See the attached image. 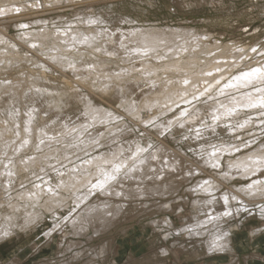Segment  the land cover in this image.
I'll return each instance as SVG.
<instances>
[{"label":"bare ground","instance_id":"1","mask_svg":"<svg viewBox=\"0 0 264 264\" xmlns=\"http://www.w3.org/2000/svg\"><path fill=\"white\" fill-rule=\"evenodd\" d=\"M17 1L22 0H0L1 4H8L4 8L0 4V15L16 13L13 6L19 5L15 3ZM104 19L105 16L101 14L95 16L85 13L83 19L57 30L44 23L38 30L25 31L22 39L84 82L88 81L91 86L100 88L102 93L118 99L142 123H155L161 116L175 111L173 116L155 124L159 133L169 130V136L192 133L196 138H203L222 126L237 132L263 121L264 60L258 62V58L255 61H251L253 57L249 59L256 52L255 49L223 45L218 40L210 42V34L200 35L189 28L153 26L125 29L117 25L106 28ZM5 46L17 45L0 32V62L8 58L12 61L15 56L14 50ZM114 64L117 67L112 70L110 65ZM93 77H99L100 81L92 83ZM32 83L45 90L34 93L50 99L53 102L51 108H62L71 103L73 93L67 90L53 93V89L40 86L37 79H33ZM8 88L13 94L17 91ZM1 90L3 87H0ZM86 109L93 110L90 100ZM96 112L102 121L89 125L90 130L79 129L78 125L76 136L85 134V143H76L73 147L65 143V134L59 139H45L44 133L36 130L33 125L37 116L36 108L28 113L24 126L16 123L14 131L17 136H14L10 124L0 123V154L15 157L12 160L0 159V182L3 180L2 173H5L3 181H6L0 185V192L5 187L11 188L12 181L24 172L31 170L35 174L41 169L46 174L49 170L43 165H49L50 170L57 172L55 181L47 173L46 179L19 193L24 204L13 202V195L0 201V241L12 236L14 227L21 231L28 230L34 220L44 214L42 209L59 218L58 210L68 208V203L73 201L76 208H72V213L62 221L54 219V228L45 236L51 242L57 233L65 232L62 238L65 249L73 250L76 247L81 250H77L66 261L54 260L45 264L80 263L86 258L85 264H111L107 258L110 254L114 255L116 237L107 236L99 245L82 247L140 210H172L168 200L158 202L156 199H167L186 187V191L195 197L192 205L197 212L194 213L206 211L208 217L194 218V222L189 221L175 229V232L197 238L199 243L203 241L201 245L205 251L210 250V255L213 251L217 255H234L233 231L238 225L229 224V221L241 213V208L236 205L260 199L261 212L264 213V142L252 147L225 142L222 147L205 149L203 156H198L195 163L163 143L154 145L152 141L146 140L143 145L136 138L96 154L94 150L101 147L102 138L107 132L105 124L111 118L117 119V114L104 106ZM74 131L71 130V133ZM45 132L51 134L49 130ZM130 132L126 130L125 134ZM11 137L19 140L12 144ZM39 149L44 152H39ZM28 151L36 154L23 157ZM19 153L22 157L17 155ZM84 153L90 154L84 157ZM205 169L214 174L206 175ZM223 181L231 183L232 187L225 189ZM237 181L244 184H238ZM4 205L10 207L9 213H6ZM27 207L33 209L30 215V219H33H28L30 222L27 221V224H19L18 212L30 211ZM65 226L70 229L65 231ZM151 226L163 231L160 227L171 228L175 225L170 217H166L151 221ZM170 234H165V238ZM33 246L36 247L37 242ZM161 252V255L156 252L138 262L165 264L164 259L170 251L165 246ZM133 261L136 263L137 260Z\"/></svg>","mask_w":264,"mask_h":264},{"label":"rangeland","instance_id":"2","mask_svg":"<svg viewBox=\"0 0 264 264\" xmlns=\"http://www.w3.org/2000/svg\"><path fill=\"white\" fill-rule=\"evenodd\" d=\"M53 1L54 0L17 1L15 3L19 5L13 6V8L15 7L16 9V13L4 16L0 15V32L5 34L12 43L17 45L16 47L5 46L9 50H14L15 56L14 58L11 57L12 61L8 58L7 61L5 59V61L0 62V87H3V90L0 91V104L2 105V107H0V123H8L13 131H16V123L24 126L28 113L33 108H36L37 116L33 121L36 130L43 132L45 139H51V137L52 139H59L64 137L65 134V137L67 138L65 143L73 147L76 143H80L81 145L85 143V134H81L79 137L76 136V132L79 131L80 128L83 130H90L91 126L89 125L93 126L98 121H102L99 113L96 111L104 106L105 108L113 110L114 113L117 114V119L111 118L112 120L110 119L109 123H106V126L104 125L107 132H105L104 137L102 138L103 142L101 147L98 148L100 150H94L96 151V154L107 152L117 144L128 142L129 140L136 138V141L143 145H145L146 140L152 141V144L154 145L163 143L173 150L180 151L185 158L194 163L198 156H203L205 149L222 147L225 142L231 144H246L251 147L264 142V119L261 123L254 124L247 129L238 130L237 132H231L228 127L222 126L223 128L220 127L216 132L206 134L203 138H196L192 133L188 135L180 133L169 136L171 134V131L169 130L159 133L155 128V124L173 116L175 111H172V113H166L158 118L155 123H142L141 120L129 113L125 109V106L120 104L118 99L102 93L100 88L91 86L88 84V81L84 82L79 76L74 75L59 63L50 60L44 53L35 49L28 41L22 39V34L25 31L38 30L39 28H42L41 26H43L44 23L54 30L65 29L66 27H69L71 23L83 19L85 13H90L95 16L101 14L105 16L104 20L106 22L104 23L105 25H103L106 28L114 27L116 25L122 28L124 27L125 29H130L131 27L154 26L165 28H189L200 35L207 33L212 36L210 42L218 40L223 43V45L233 44L239 47L255 49L256 52L253 56H249V59L253 57L251 61H255L256 58H258L256 61L260 62L264 60V0ZM1 5H3L2 8H4L8 4L5 2ZM124 19L130 21L125 22ZM25 23L27 25H23ZM32 57L34 59L31 60L30 58ZM126 64L127 63H125V66ZM110 66L112 70L117 67L115 64ZM33 79H37L40 86H46L47 88L53 89V93H56L57 90H67L68 92L73 93L71 103L62 108H51L50 105H52L53 102H51L50 99L39 93H34L35 91L45 90H42L40 87V89L35 87L32 83ZM98 80L99 77H93L91 81L92 83L97 84ZM8 87H12V90L14 91L17 90L15 94H13V91ZM128 96L129 95H126V97ZM89 100L93 103L92 112L91 110L87 111L86 109ZM129 100L130 99H128V101ZM14 116L15 118L11 119ZM111 126L114 128H111ZM72 127H75L73 133H71V130H74ZM48 130L51 134L45 132ZM126 130L131 132L125 134ZM15 131L13 134L14 136H17V132ZM10 140L12 144H15L19 139L17 137H11ZM37 141L40 142V140ZM65 143H58V145ZM38 151L41 153L44 152V150L40 149ZM35 154L36 152L33 154L32 151H30L22 156L26 158L27 156L31 157ZM86 154L87 153H84L82 156L85 157ZM89 154L90 153L87 155ZM17 155H20V153ZM20 156H18V158ZM13 158L15 157L8 156V154L5 153L0 154V159L2 160H12ZM52 160L54 161V159ZM43 166L48 168L49 171H47L46 174L48 173L49 176L51 175L50 178H53L55 181V174L57 172L55 170H50L49 165ZM37 172L38 173L35 174H40L39 176L37 175V177H34L35 174L32 173L31 170L27 171V173L24 172L19 174V176L12 181L11 188L7 187L6 189L5 187L2 192H0V201L3 198H9L13 195L15 196L13 202H17L20 205L24 204L19 193L27 191L40 180L46 179L44 171L42 172L41 169H39ZM205 172L206 175L212 176L214 174L213 171H208L206 169ZM4 174L2 173L3 180ZM3 180H1L0 185H3L6 182ZM193 183L194 182L191 184ZM237 183L244 184L243 182L238 181ZM223 184L225 189L232 187L231 183L227 184L223 181ZM193 197L194 196H191L189 192L186 191V187H183V189L179 190L174 196L167 199H156L158 202L168 200L167 202L171 203L173 211H159L152 208L149 210L150 212H143L140 210L138 213L128 215V217L123 220L124 222L121 221L122 223L120 222L116 226L117 228L114 227L103 236H99L93 241L88 242L82 247V249L87 246L99 245L102 239L107 236L116 237L117 240L119 238L122 239V237H129L130 235L127 233L128 231L129 233H140L139 236L145 233L144 236L148 239L142 242L146 245L149 243L153 254L158 252L161 255V251L166 246L170 252L164 259L165 264H230L231 262L235 264H264L252 258L248 260L245 256V253H247L245 250L248 249L246 246L238 245L234 252L235 256L233 254H230V257L225 254L217 255L214 251L211 252L212 254L210 255V250L205 251L203 245H201L203 241L199 243L200 241L198 242L197 238L196 240L192 236H187L185 233L177 234L175 229L181 226L183 227V225L186 223L188 224L189 221L192 220V222H194L197 218L205 219L208 217L206 211L198 212L201 215L198 213L195 214L197 210H195V206L192 205V201L195 198ZM259 201L260 199L249 200L246 204L245 202H240L236 205L241 208L239 210L241 213L229 221V224L236 223L238 225V227H235V231H233V238L236 239L238 236L236 243L241 244V242L246 241L249 235H257L264 231V213L261 212V203H259ZM4 206L6 213H9L10 207L6 205ZM66 207L68 208L63 207L64 209L62 208L61 210H58L60 211L59 218L53 216V213L42 209L41 211H44V214L34 220L26 231H21L20 228L14 227V234L3 241H0V264H45L46 262L48 263L54 260L66 261L65 259H68V257L70 258L77 250H81V248L76 247L73 248V250L65 249L62 244V238L65 232L57 233L56 237L51 242H49V239L45 236L50 229L54 228V219L57 218L59 221H62L72 213L73 209L76 208L73 201H70ZM29 210L30 211L20 210L18 212L19 224H27L33 219H30V215H32L31 211L33 209L29 208ZM166 217H170L175 226L171 228L162 226L160 228H162V230L164 229L163 231L158 228L157 230L154 226H151V221L161 220ZM28 219L30 220L28 221ZM63 228L65 231L70 229V227L67 226ZM257 229L261 231H257ZM170 232V236L168 235L169 237L165 238L164 235L169 234ZM124 233H126L127 236H125ZM82 240L86 241L85 239ZM117 240L116 243L118 242ZM34 242H37L36 247L33 246ZM116 243L113 248L114 254L119 250V243ZM60 245L63 246L60 247ZM127 250L128 253H130L131 247H127ZM197 251L200 254H197ZM174 252H177L178 255L175 256ZM202 252H206V254ZM126 256L121 259L116 257L117 260H115L114 255L110 254L107 259L109 262L111 261V264L113 261L123 263ZM223 256L226 258H223ZM167 257L169 258L167 259ZM236 257L237 260L239 259L238 261H236ZM231 258H233L234 261ZM87 260L88 258L80 261V263L71 262L70 264H85Z\"/></svg>","mask_w":264,"mask_h":264},{"label":"crops","instance_id":"3","mask_svg":"<svg viewBox=\"0 0 264 264\" xmlns=\"http://www.w3.org/2000/svg\"><path fill=\"white\" fill-rule=\"evenodd\" d=\"M130 236L129 237H122L119 238L117 241V243H119V250L118 252L116 251L114 254V259L117 260V258L119 257L124 258V256H126V254L128 253L127 247H131V251L130 253H128V255L126 256L124 262H118L117 261H113L112 264H140L138 262L139 259H143L145 256H147V254L150 256H153L154 254L152 253V249L149 245V243H147L148 245H146L144 242L147 240L148 238H145V233L142 234L141 236L140 233L137 234L136 232H127ZM125 236L126 233L124 234ZM237 236V235H236ZM238 237V236H237ZM236 239H234V245H235V249H237V246H246L248 249H246L245 251L247 253H245L246 258L248 260L255 259L259 262L264 263V231L258 233L257 235H249V237L246 239V241L241 242V244L236 243ZM145 238V239H144ZM122 240V241H121ZM122 248V249H121ZM121 251V252H120ZM124 253V254H123ZM121 257H120V256ZM117 257V258H116ZM132 258V259H131ZM130 260L132 262H130ZM133 260H137L136 263H134Z\"/></svg>","mask_w":264,"mask_h":264}]
</instances>
